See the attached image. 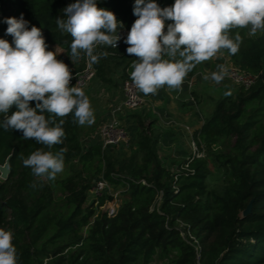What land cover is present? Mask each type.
<instances>
[{
    "label": "trees",
    "instance_id": "16d2710c",
    "mask_svg": "<svg viewBox=\"0 0 264 264\" xmlns=\"http://www.w3.org/2000/svg\"><path fill=\"white\" fill-rule=\"evenodd\" d=\"M15 1L20 10L15 18L23 15L29 28H41L48 49L61 48L68 60L72 37L56 19L64 18L62 10L75 0ZM157 2L164 8L175 0ZM134 3L97 0L123 25L117 31L130 30L138 18ZM7 27L0 24V35H6ZM229 34L240 35L239 50L235 55L221 50L232 65L260 78L215 102L197 136V150L205 156H190L174 171L158 157L152 123L140 117L134 116L140 128L138 150L128 160L113 159L98 144L82 148L73 114L63 118V144L51 149L24 140L21 131L0 127V166L6 160L9 165L7 178L0 177V228L14 234L18 264H264V34L250 37L245 28ZM125 39L117 48L98 51L107 53L94 63L100 76L111 64L121 67L122 80H131L137 57L127 53ZM196 70L197 65L186 77ZM37 149H64V165L76 166L72 174L37 180L21 159ZM211 163L223 172L220 188L208 183ZM99 177L127 187L125 202L113 214L103 208V195L90 193ZM249 203L250 211L242 216Z\"/></svg>",
    "mask_w": 264,
    "mask_h": 264
},
{
    "label": "clouds",
    "instance_id": "9594fccd",
    "mask_svg": "<svg viewBox=\"0 0 264 264\" xmlns=\"http://www.w3.org/2000/svg\"><path fill=\"white\" fill-rule=\"evenodd\" d=\"M62 12L64 18L58 17L56 23L72 37L73 61L84 52L89 64L97 63L107 56L94 54L98 46L117 48L121 39L117 29L123 25L113 12L98 7L97 0H75ZM133 15L138 18L124 43L129 45L127 53L137 57L132 60L130 79L144 95H155L165 86L182 91L185 77L196 65L216 57L221 49L235 55L241 37H230L231 30L248 28L250 35L264 31V0H175L164 8L156 0H135ZM4 23L6 35L13 39L10 43L0 38V127L21 131L24 140L34 139L51 149L63 144V118L69 114L79 126L94 124L88 96L70 86L73 74L57 59L56 49L48 50L42 29L29 28L23 15L6 18ZM227 75L226 65L219 64L203 79L220 84ZM13 107L16 111L9 115ZM21 159L39 181L55 180L64 170V149L56 153L37 149ZM13 238L11 230L0 228V264H18Z\"/></svg>",
    "mask_w": 264,
    "mask_h": 264
},
{
    "label": "crops",
    "instance_id": "0c3cea01",
    "mask_svg": "<svg viewBox=\"0 0 264 264\" xmlns=\"http://www.w3.org/2000/svg\"><path fill=\"white\" fill-rule=\"evenodd\" d=\"M219 64L231 65L223 50L216 57L198 64L196 72L190 78L185 77L182 91L169 90L167 86L155 95H144L139 91L142 103L133 110L123 106L121 67L105 64L103 76L96 73L82 88L95 115L94 124L79 126L82 148L100 145L99 129L117 122L124 129L127 142L110 147L106 152L113 159L128 160L138 150L140 128L136 116L152 123L160 161L167 168L176 170L181 162L193 155L199 130L208 118L206 115L211 114L206 99L216 102L236 87L227 76L220 84L203 79L204 74L216 71Z\"/></svg>",
    "mask_w": 264,
    "mask_h": 264
},
{
    "label": "built area",
    "instance_id": "2783aa9c",
    "mask_svg": "<svg viewBox=\"0 0 264 264\" xmlns=\"http://www.w3.org/2000/svg\"><path fill=\"white\" fill-rule=\"evenodd\" d=\"M129 31L130 30H127L125 28L118 30V34L121 36V39L118 42L117 47L120 45L121 40L127 37ZM227 69V77L233 82V84L245 89L252 87L260 78V74L247 72L232 64L228 65ZM94 75L95 70L93 64H89L88 59L85 55L84 68L81 69V71H79L78 73L73 74V79L70 81V86H76L82 89ZM121 87L124 95V108L133 110L142 103V98L140 97L139 90L136 89L131 80H122ZM98 132L101 137L100 145L103 151L107 150L110 147L127 142L125 131L117 122L103 125ZM192 156L203 157L205 156V154L203 152H199L196 147L194 148ZM109 188L110 184L103 177H99L98 179L94 180L90 192L93 193L95 197H100Z\"/></svg>",
    "mask_w": 264,
    "mask_h": 264
},
{
    "label": "rangeland",
    "instance_id": "374dc122",
    "mask_svg": "<svg viewBox=\"0 0 264 264\" xmlns=\"http://www.w3.org/2000/svg\"><path fill=\"white\" fill-rule=\"evenodd\" d=\"M0 6H1L0 7V24H2V25L6 24V23H4V20L6 18L16 17L19 15L20 10H19V7H18L15 0H0ZM245 32L250 37H256L260 34H264V31H257V33L255 35H250L248 28H245ZM0 38L8 40L10 43L12 42V39H13L10 35H0ZM102 47L103 46H98L95 49L94 54L98 53V51H100V49ZM104 47H106V46H104ZM55 49H56V53L58 55L57 59L62 60L64 63H66L69 66V69L71 70L72 74L78 73L79 71H81V69L84 68V56H85L84 52H81L79 59L73 61L72 57H67L68 60H66V57L64 55L63 50L59 47L49 48L48 50L55 51ZM69 58H70V60H69ZM92 64H93L95 74H96L97 72H96L95 64L94 63H92ZM237 89H238V86L235 87L234 92H236ZM205 102H207V106H210V108L213 110V108L215 106V102L210 100V99H206ZM212 110H211V112H212ZM210 115L208 114V115H206V117H209ZM74 164L75 163L64 165L63 172L58 174L56 178H64V177H67L70 174H72V171L76 167ZM210 167L212 169V172L208 177V183L211 187L220 188L221 186H223V181H222L223 180V172H222V170L217 168L212 163H211ZM127 191H128L127 187L118 186V185H115V186L110 185V188L106 192H104V194H103V196L105 197V200H106V204L104 207L103 206L102 207L104 209H106L109 212V214L115 213L119 209V207L125 202ZM91 194L93 195V193H91ZM91 194H90V196L93 197L94 195L92 196ZM92 223L93 222H91L88 226L83 228V230H82L83 235H85L91 229Z\"/></svg>",
    "mask_w": 264,
    "mask_h": 264
},
{
    "label": "water",
    "instance_id": "95a60500",
    "mask_svg": "<svg viewBox=\"0 0 264 264\" xmlns=\"http://www.w3.org/2000/svg\"><path fill=\"white\" fill-rule=\"evenodd\" d=\"M159 5V2H157ZM160 6V5H159ZM9 173V165H8V160L4 163V165L0 166V177L2 179H6ZM251 208V203L248 204V206L242 211V216H245L248 214Z\"/></svg>",
    "mask_w": 264,
    "mask_h": 264
}]
</instances>
